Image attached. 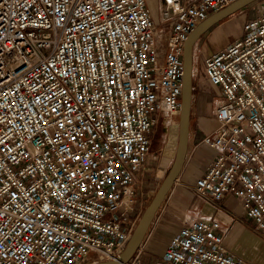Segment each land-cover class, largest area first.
<instances>
[{"label":"built area","instance_id":"built-area-1","mask_svg":"<svg viewBox=\"0 0 264 264\" xmlns=\"http://www.w3.org/2000/svg\"><path fill=\"white\" fill-rule=\"evenodd\" d=\"M236 0H0V264H90L129 241L153 127L179 114L189 34ZM214 152L193 186L231 196L264 241V8L203 62ZM211 217L151 264H248ZM143 243L123 264H143ZM147 256V255H146Z\"/></svg>","mask_w":264,"mask_h":264},{"label":"crops","instance_id":"crops-1","mask_svg":"<svg viewBox=\"0 0 264 264\" xmlns=\"http://www.w3.org/2000/svg\"><path fill=\"white\" fill-rule=\"evenodd\" d=\"M185 1L193 2L196 0ZM258 8H264V0L254 1L243 9L214 24L200 36L193 50L194 64L197 70L196 75L193 77L197 78L198 76L199 71L197 65L200 61L202 63L206 57L222 50L243 35V25L247 20L254 17ZM192 85L193 92L198 89L200 92H205L201 112H205L207 109V111H210L215 100L213 101L209 94L214 91L217 93L218 88L208 82L205 73L204 78L201 80L197 78ZM196 120L203 121L200 117ZM211 121L215 126L213 117ZM209 132L210 129H199L196 126H194V129H191L189 126L184 164L163 203L157 210L144 240V244L145 242L147 243V249L152 248L153 242L160 241L165 245L168 239L176 234L182 225L194 219L211 217L217 220L222 227H227L230 225L229 214H233L236 222L230 227L225 237L227 250L240 256L248 264H264V241L253 231L252 222L244 216L237 202L231 196H225L220 201L218 207L215 208L203 202L193 191L196 179L201 176L214 156L212 150L200 143L201 137ZM186 191L188 194H195L199 200L191 202L189 206L186 205L187 201L184 202L186 206L185 213L187 215L183 218L176 216L175 219H171L169 216L170 211L167 207L174 199L175 201H181L182 198H187ZM237 206L239 208L238 210ZM143 209L144 207L140 210L136 208L134 214H137L139 217Z\"/></svg>","mask_w":264,"mask_h":264},{"label":"rangeland","instance_id":"rangeland-1","mask_svg":"<svg viewBox=\"0 0 264 264\" xmlns=\"http://www.w3.org/2000/svg\"><path fill=\"white\" fill-rule=\"evenodd\" d=\"M148 8L152 13L153 18L156 21H159V13L157 6L155 5V0H150V2L148 0ZM194 68H196L195 64ZM197 68L199 71L197 78L201 80L202 78H204V68L201 61L198 63ZM197 78L193 77V82L196 81ZM204 93L205 92H200L199 89L193 92L194 99H192L194 101L192 103V112L190 116V128L194 129V126H196L199 129H210L211 131L214 126L213 122L211 121L213 117L212 114L214 106L212 104L210 111H207V109L205 112H201L202 104H204ZM209 96L214 101L217 98V93L215 91L211 92ZM198 117H200V119L202 118L203 121H197L196 119H198ZM177 127L178 119L170 124H168L165 119L160 120L157 125L153 127V140L151 144L152 155L147 164L144 166V170L137 176V181L141 186L140 191L137 195V204L135 207L137 208V210H140L143 207L145 208L146 204L151 199L160 182L168 172V168L173 160L176 147ZM186 196L187 198H182L181 201H175V199L172 200V203L167 207L170 211L169 216L171 219H175L176 216H180L181 218H183L185 215H187V213H185L186 206L184 202L187 201L186 205L189 206L191 202L199 200L195 194H188L187 191ZM238 209L239 208L237 206V210ZM134 217L139 218L140 216L138 217L137 214H134ZM146 244L147 243L145 242V244L142 246V262L143 264H151L153 262V259H156L161 254L165 245L160 241L153 242L152 248L147 249Z\"/></svg>","mask_w":264,"mask_h":264},{"label":"water","instance_id":"water-1","mask_svg":"<svg viewBox=\"0 0 264 264\" xmlns=\"http://www.w3.org/2000/svg\"><path fill=\"white\" fill-rule=\"evenodd\" d=\"M256 0H236L222 10L208 16L201 22L188 36L184 44L183 52V77H182V95L181 106L179 112V128L175 154L172 163L168 168L167 174L164 176L159 186L155 190L151 199L146 204L143 212L137 220L134 230L124 249L114 259L94 262L90 264H123L126 263L141 245L145 239L155 214L163 203L167 193L170 191L174 181L178 177L187 149L188 130L190 126V115L192 112L193 101V78H192V62L193 50L195 43L200 36L211 26L225 19L226 17L236 13Z\"/></svg>","mask_w":264,"mask_h":264},{"label":"bare ground","instance_id":"bare-ground-1","mask_svg":"<svg viewBox=\"0 0 264 264\" xmlns=\"http://www.w3.org/2000/svg\"><path fill=\"white\" fill-rule=\"evenodd\" d=\"M148 1V0H147ZM149 2H150V0H149ZM196 72H197V70H196V68H194V56H193V62H192V78H193V76H195L196 75ZM178 119V127H177V137H178V128H179V114H169L166 118H165V120L167 121V123L168 124H170V123H172V122H174L175 120H177ZM188 142V141H187ZM176 144H177V142H176ZM175 149H176V147H175ZM174 154H175V151H174ZM173 158H174V156H173ZM173 161V160H172ZM172 163V162H171ZM146 238V237H145ZM145 240V239H144ZM144 240H143V242L142 243H144Z\"/></svg>","mask_w":264,"mask_h":264}]
</instances>
